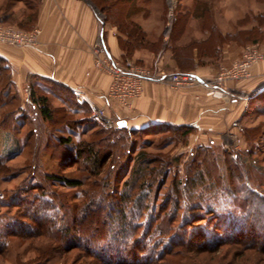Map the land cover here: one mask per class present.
Wrapping results in <instances>:
<instances>
[{"label":"trees","instance_id":"trees-1","mask_svg":"<svg viewBox=\"0 0 264 264\" xmlns=\"http://www.w3.org/2000/svg\"><path fill=\"white\" fill-rule=\"evenodd\" d=\"M35 1L0 0V24L32 30L36 18ZM114 1L117 0H100V11L105 13ZM118 1L127 3V0ZM205 11L207 8L203 7ZM201 16L212 33L218 31L211 15ZM261 17L264 18L262 12L251 17L253 22H257L256 27L247 29L251 40L253 35L255 40L258 38L256 31L261 26ZM125 24L121 26L128 39L133 40L134 33L141 32L140 27L132 22ZM129 26L131 30H128ZM39 82L41 85L29 82L27 105L23 109L10 67L0 58V133L12 138L14 146L18 144L15 131L19 128L24 130L22 147L31 153L34 160L38 159L40 151L51 150L52 145V148H61L60 155L49 151L50 158L59 160L62 167L82 165L83 169L77 170V176L45 175L41 171L39 174V164L32 163L29 178L40 182V186L44 180L65 188H77L82 197L74 204L63 202V198L59 200L60 196L54 192L46 195L48 198L43 197L46 192L28 197L31 200L22 205L23 213L6 215L5 220L0 218V221H6L0 227V254L6 251L10 238L36 240L45 237L56 244L34 245L38 252L36 258L55 255L63 264H125V256L132 264H190L196 260L197 253L203 254L211 247H216L220 254L216 264H223L229 254L244 257L241 264H255L256 254L264 253V242L260 243L261 246L247 245L238 239L246 236L256 224L259 226L256 234L260 233L264 238V221L251 217L253 212L264 214V196L257 191L264 185V177L255 163H249L254 154L249 143H254L260 134L258 126L240 127L245 147L237 152L209 144L193 149L189 158L181 162L180 155L179 158H170L169 154L154 155L145 149L137 151L121 189L116 191L112 188V179L124 167V159H128V154L136 148V138L140 133L165 128L170 135L161 137L160 142L166 146L171 143L184 146L194 129L168 124L141 130L98 125L85 134L80 131V126L89 122L90 109L71 101L67 107L55 108L49 91L44 87L49 82ZM48 87H52L51 83ZM262 94L249 99L244 116ZM247 163L250 167L245 169ZM244 171L248 175L240 178ZM170 174L171 181L161 195L163 199L160 205H156L152 189L156 184L158 187L163 184ZM228 175L232 184L225 182L229 180ZM17 191L21 194L23 189L17 188ZM58 200L62 216L51 218L45 212L46 205ZM260 208L262 212H259ZM208 217L217 222L214 226L221 231L218 237L204 239L199 233H189L188 228L196 222L212 220ZM60 221L62 225H58ZM72 232L75 235H71ZM196 235H199V242H194ZM98 242L102 244L97 245Z\"/></svg>","mask_w":264,"mask_h":264},{"label":"crops","instance_id":"crops-1","mask_svg":"<svg viewBox=\"0 0 264 264\" xmlns=\"http://www.w3.org/2000/svg\"><path fill=\"white\" fill-rule=\"evenodd\" d=\"M100 6V0H37L33 6V28L40 31L36 44L15 47L0 43V58L10 67L21 107L27 105L29 82L41 85L39 80H43L51 83V88L49 83L44 87L55 108L67 107L71 101L90 109L89 122L80 126L83 133L88 129L85 134L98 125L123 123L128 129L141 130L168 124L194 129L188 136L189 149L209 144L224 149L232 146L225 143V137L240 136L249 99L264 93V62L252 65L246 79L226 80L208 91L203 83L239 61L247 44L258 43L254 35L253 40L244 36L246 27L241 29L238 22H228L223 28L213 17L218 30L213 33L206 26H198L196 22L202 18L191 15L172 17L156 33L147 30L144 20L133 18L131 22L140 27L142 34L161 40L152 67L150 52L137 50L127 56L126 48L121 46L128 39L126 30L102 16ZM98 46L125 66L138 60L151 69L142 82L140 95L129 105L107 102L111 76L95 65ZM174 73L190 75L196 82L174 85L160 79ZM21 90H26L24 97ZM96 109L103 112L100 118L93 117ZM240 138L235 142L238 146H242Z\"/></svg>","mask_w":264,"mask_h":264},{"label":"rangeland","instance_id":"rangeland-1","mask_svg":"<svg viewBox=\"0 0 264 264\" xmlns=\"http://www.w3.org/2000/svg\"><path fill=\"white\" fill-rule=\"evenodd\" d=\"M21 7L24 8L23 4ZM203 7L207 8V11L203 12ZM25 9V8H24ZM256 12L264 13V0H127V3L119 2L118 0L108 8L105 13L101 12L102 16L106 19L109 18L117 23L119 27H122V24L131 22V19L138 17L140 20H144V26H146L148 31L151 32H161V29L166 23V21H170V19L174 16H194L196 18H201V15H211L214 18V21L224 27H227L228 22L230 23H240L242 27L245 28L244 36H250V32H247V28L249 29L252 26H257V22H253L251 17ZM108 16V17H107ZM251 16V17H250ZM248 19H245V18ZM126 18V19H125ZM236 18H239L236 21ZM244 19V20H243ZM127 20V22H126ZM213 21V23H214ZM248 22V23H247ZM198 26H206L205 20L201 19L196 22ZM263 24V25H262ZM2 25V24H0ZM127 25V24H125ZM9 26V25H4ZM123 28V27H122ZM261 30H257L259 33L257 41L258 43H249L247 46L256 45L260 50L264 52V18L261 17ZM124 29V28H123ZM128 30H131L130 26ZM133 31V30H132ZM255 32V33H256ZM142 32L134 33L133 40H125L121 42V46L126 48L127 56L132 52H136L137 50H144V52H150L153 54L152 67L155 65L158 58V51L161 48V40L157 39L156 36L148 37L147 34H141ZM246 33V34H245ZM248 34V35H247ZM144 36V37H143ZM256 37V36H255ZM129 46H132L131 49ZM243 48V51L245 49ZM118 63L121 64L122 67H132L133 69L142 70L151 74V69H149L145 64L142 66L138 60H135L131 66H125L120 60L115 59ZM264 62V61H263ZM231 67V66H230ZM229 67V68H230ZM228 69V68H226ZM221 72V71H220ZM22 96H25L26 90H21ZM261 98V99H260ZM256 99L250 107V112L244 116L242 125L243 127H255L258 126L260 128V134L255 137V141L250 142V148L253 149V155L251 156L252 162L255 163L256 166L260 168V174L264 177V93L262 96ZM26 107V106H25ZM240 126V127H241ZM88 129L85 130V132ZM167 129L160 128L159 130H152L151 132L140 133L136 138L137 145L136 148L128 154V159H124V167L114 175V179H112V188L113 190L119 191L121 189V184L124 180L125 174L130 168L132 164V159L134 157V153L137 151H144V149L151 154L156 153H164L169 154L170 158L178 157L179 155L182 157L181 162L188 159L192 150L186 147V145H182L180 143H171L169 145H165L164 142H160L161 137H168L170 134L166 132ZM84 132V133H85ZM240 132V130H239ZM24 130L17 129L15 131L16 138L18 139L17 145H12V138H6L4 134L0 133V156L2 161L0 162V218L4 219V216H19L23 213L22 205H26L28 201L31 200V197L36 194H40L41 192H46L43 194V197L46 195H50L51 192L57 194L60 198H63V202L74 204L78 203L82 195L80 194V190L77 188H65L57 185L55 182L50 183L44 180L32 181L30 177L32 173V163H35L38 166L39 174L44 173L45 175H58V176H67V177H75L78 175L77 170L82 168V165H76L73 167L71 164L69 167H62L61 162L59 160H53L49 156V151L52 153L59 154L62 152L61 148L52 145L51 150L44 151L38 154V159H32L31 153L22 147V139H23ZM83 133V132H82ZM78 136V135H77ZM242 139V146H238L235 144L237 141ZM177 138V137H176ZM238 142V141H237ZM225 143L231 144L226 148L227 151H240L245 147V142L241 136L237 137L227 136L225 137ZM234 144V145H233ZM10 146V147H8ZM56 147V148H55ZM159 147V148H158ZM239 147V148H238ZM5 150H8L5 152ZM136 150V151H135ZM14 154V155H13ZM40 162V163H39ZM178 161H175V163ZM221 164V162H219ZM179 164V163H176ZM181 165V164H180ZM245 169L250 167L247 163V166H244ZM83 169V168H82ZM81 169V170H82ZM42 173H41V172ZM241 173V169L239 170ZM244 174L248 175L247 171L242 172L240 178L244 176ZM229 178V175H228ZM171 181V174L168 176L166 180H163V184L159 187L158 185H154L153 187V199L154 204L160 205L163 197L161 196L166 192V187ZM226 183L232 184L231 179L225 181ZM237 182V180H236ZM17 188H22L23 192L20 194L17 191ZM36 188V189H35ZM257 191L264 196V185L260 188H257ZM16 192V193H15ZM15 195V196H14ZM19 195V196H18ZM18 199H17V198ZM45 198H48L46 196ZM50 203L46 205L45 212L51 218H60L62 213L59 210L61 203L59 202ZM20 203V204H19ZM15 205H20L16 207ZM255 205V204H254ZM254 209V208H253ZM262 212V208L260 211ZM251 217H257L264 221V214L260 215L258 212H253ZM211 221H198L192 227L188 228L189 233H199L200 238L204 239H215L220 235L221 231L216 230L215 224L217 223L213 220V217H208V220ZM5 220V219H4ZM0 221V227L5 225L6 221ZM4 222V223H3ZM10 222V221H8ZM57 223V222H55ZM257 223V222H256ZM63 222H58V225H62ZM222 225V224H221ZM254 226V228L246 234V236H239L244 244L249 245V243H254L257 246H261L260 243L263 244L264 238L260 235V233L256 234L259 226ZM217 226V224H216ZM203 232V233H202ZM261 232V229L259 230ZM71 235H75L74 232ZM199 235H196L194 238V242H199ZM214 237V238H213ZM230 239H235L233 237H229ZM199 239V240H198ZM51 242L52 245H55L56 242L50 240L48 238H41L36 240H27V239H18V238H10L9 245L6 248V251L0 254V264H20L21 261L33 262L32 264H63L62 260L59 259V256L51 255L44 258H36L38 252L35 251L34 245H42L41 243ZM54 243V244H53ZM101 242H98L97 245H101ZM92 248V247H91ZM208 250L201 254L197 253L196 260L191 261L190 264H216L217 258L220 257L216 247L207 248ZM76 253V252H73ZM243 254L246 251H242ZM139 256H142L140 254ZM125 264H132L130 262V258L127 256L124 257ZM244 257L233 256L229 254L225 257V260L222 262L223 264H241V261ZM147 263V262H146ZM161 264V263H157ZM255 264H264V253L259 252L255 256Z\"/></svg>","mask_w":264,"mask_h":264},{"label":"built area","instance_id":"built-area-1","mask_svg":"<svg viewBox=\"0 0 264 264\" xmlns=\"http://www.w3.org/2000/svg\"><path fill=\"white\" fill-rule=\"evenodd\" d=\"M39 30L33 28L24 31L14 26L0 25V43L15 47H33L39 35ZM95 65L103 69L111 76V83L107 92V102L116 101L123 106L137 98L142 90V82L149 75L142 70L132 67H122L120 63L112 59L102 46L96 49ZM264 61V52L256 45L245 47L239 61L231 65L230 68L222 70L216 77L203 83L208 91L222 85L226 80H241L249 77V70L257 62ZM160 79L169 80L174 85L191 84L196 82L194 78L187 74L174 73L164 75ZM103 112L96 109L94 118H100Z\"/></svg>","mask_w":264,"mask_h":264},{"label":"water","instance_id":"water-1","mask_svg":"<svg viewBox=\"0 0 264 264\" xmlns=\"http://www.w3.org/2000/svg\"><path fill=\"white\" fill-rule=\"evenodd\" d=\"M118 126L124 127L123 123H117Z\"/></svg>","mask_w":264,"mask_h":264}]
</instances>
